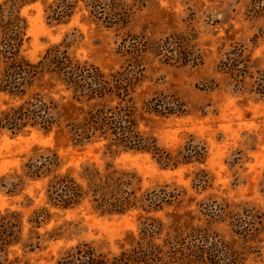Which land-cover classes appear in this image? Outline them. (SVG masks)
<instances>
[{"label": "rangeland", "instance_id": "rangeland-1", "mask_svg": "<svg viewBox=\"0 0 264 264\" xmlns=\"http://www.w3.org/2000/svg\"><path fill=\"white\" fill-rule=\"evenodd\" d=\"M63 2L66 16L51 20L50 9ZM0 7V24L20 19L19 54L31 63L53 46L104 72L139 58L143 80L135 99L163 94L183 105L182 114L151 116L140 130L167 151L190 138L205 148L200 162L164 169L147 153L111 154L104 140L72 147L61 127L0 129V215L15 214L17 237L2 247L0 264H54L81 244L117 256L136 245L151 219L162 228L156 243L165 236L186 242L193 230L209 228L235 241L240 264H264V0H0ZM169 37L185 44L186 62L155 54L153 44ZM18 103L0 92V111ZM46 149L56 152L59 171L79 182L83 165L107 162L134 177L137 198L156 193L165 202L156 210L138 203L118 215L102 214L87 200L52 206L46 180L23 175ZM247 228V238L233 233Z\"/></svg>", "mask_w": 264, "mask_h": 264}, {"label": "trees", "instance_id": "trees-1", "mask_svg": "<svg viewBox=\"0 0 264 264\" xmlns=\"http://www.w3.org/2000/svg\"><path fill=\"white\" fill-rule=\"evenodd\" d=\"M64 7H68L67 2L50 9L49 18L57 21L66 16ZM3 13L0 7V16ZM9 19L0 24V92L17 98L19 103L0 111V129L22 132L27 127L44 131L61 127L66 130L72 147H82L93 139L104 140L105 149L111 154L147 153L164 169L204 159L205 148L194 144L193 138L171 152L162 148L150 132L140 130V123H146L151 116L182 114L183 105L171 95L135 99L143 80L139 58L117 71L104 72L93 64L73 60L65 48L53 46L40 61L31 63L19 54L24 36L21 21L16 15ZM153 46L155 54L165 62L187 61L188 52H182L185 44L176 38L169 37ZM45 152L35 163L29 161L24 165L23 175L46 180V198L52 206L70 208L87 200L102 214L118 215L138 203L156 210L165 202L156 193L137 198L131 188L134 177L118 172L110 163L106 162L102 168L83 165L79 173L82 182H79L69 171H59L61 163L55 151ZM15 192L16 189L7 190L9 194ZM15 228L14 213L0 215V251L16 242ZM161 230L160 223L151 219L143 225L136 245L128 251L109 256L81 244L54 264H240L242 252L236 249L235 241L228 242L217 231L195 229L186 242L165 236L161 243H156ZM249 230L233 233L247 238Z\"/></svg>", "mask_w": 264, "mask_h": 264}]
</instances>
